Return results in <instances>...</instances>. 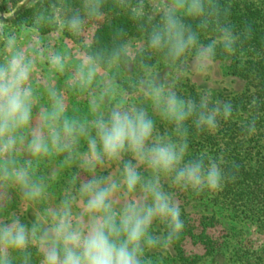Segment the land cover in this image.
<instances>
[{"label":"clouds","instance_id":"clouds-1","mask_svg":"<svg viewBox=\"0 0 264 264\" xmlns=\"http://www.w3.org/2000/svg\"><path fill=\"white\" fill-rule=\"evenodd\" d=\"M119 2L129 8L132 19H147L151 25L147 47L163 52L166 63L177 66L181 74H207L214 67L218 46L228 54L236 52L234 45L239 36L231 24L221 22L218 0H152L151 13L145 10V0H137L135 5L130 0ZM83 6L89 17L102 15L101 0H83ZM156 15L160 19L153 24ZM183 17L199 19L198 27L202 29L211 27L214 33L211 42L200 43L198 34L184 23ZM37 20L58 23L74 35H80L85 25V18L79 13L64 19L53 11L49 17L39 14ZM245 31L250 34V29ZM6 44L9 49H15V37H8ZM131 53L132 49L125 43L112 50L106 60L100 53L85 54L73 81L82 88L88 87L100 75L103 63L117 64L122 57L131 59ZM47 61L57 72L64 71L65 55L49 53ZM34 71L35 62L23 50L11 51L0 62V187L15 185L29 201L41 198L45 190L43 178H33V160L17 159L18 150L24 148L29 157L67 153L63 163L70 164L77 158L81 137L88 145L81 165L89 172L106 162H119L125 154H130L136 164L132 160L124 161L120 185L94 175L82 181L78 195L69 191L58 207L46 209L47 227L40 221L29 227L15 215L10 221H0V264H13V252L22 257L21 264H30V245L37 247L40 264H154L146 255L153 250L161 254L157 264H163V256L178 239L184 222L180 218L179 202L164 190L161 177L170 179V186L181 192L191 190L197 196L205 191L210 195L218 193L226 180L234 179L221 168L223 157L214 159L207 151L196 159L184 161L188 150L186 122L192 119L198 133L215 134L221 120L233 118L232 103L213 101L211 92L201 94L199 104L185 100L177 95L174 85L158 81L147 68L137 86L161 119L174 126L176 140L167 133H157L155 122L146 110L126 106L123 99L105 115L101 103L115 94L110 83L103 86L100 100L93 97L90 101V111L95 117L90 124L68 119L63 96L49 89L51 106L39 114V126L32 127L36 96L30 81ZM255 103L254 100L252 106ZM241 126L247 136H252L256 132V118L247 123L242 121ZM137 165L150 169L151 178L142 179ZM121 187L123 203L117 208L120 201L115 196ZM137 188L139 197L133 196ZM73 205L79 207V212H73ZM154 222L164 226L162 235L153 234Z\"/></svg>","mask_w":264,"mask_h":264},{"label":"rangeland","instance_id":"rangeland-1","mask_svg":"<svg viewBox=\"0 0 264 264\" xmlns=\"http://www.w3.org/2000/svg\"><path fill=\"white\" fill-rule=\"evenodd\" d=\"M243 1H253L258 6H262L261 3L264 4V0ZM130 3L135 5L137 0H130ZM151 4L152 0H145L146 12H152ZM121 7L123 12L131 14L128 7L123 5ZM15 10L16 8L13 7L4 15L0 12V62L13 50H23L26 56L35 62V71L30 81L36 96L32 127L39 126V114L48 111L51 106L49 89L63 96L66 107L65 116L68 119H78L90 124L95 118L90 111V101L93 97L100 100L103 86L110 83L115 89V94L105 97L101 103V109L105 115L115 103L123 99L126 106L135 105L138 108H144L155 122L157 133L161 135L167 133L173 140H176L174 126L161 119L152 108L151 101L145 98L142 90L137 86L139 80L145 77L147 68L152 70L158 81L174 85V90L179 97L194 100L197 104L200 102L201 94L211 92L213 101H230L234 108L236 95L245 91L246 82L231 73L229 63L225 60L229 54L226 52L224 54L220 46L216 49L214 67L207 74L197 75L189 72L184 75L180 73L177 66H169L162 57L152 55L151 60L146 59L145 54L152 52L147 47L148 35L145 31L139 36L128 35L122 41V45L126 43L132 49L131 59H121L119 63L112 65L103 63L101 73L93 84L82 88L73 81L76 68L85 54L95 55L92 47L96 45L98 30L109 24L111 15L107 17L102 13L101 16L94 17L89 22L85 20L83 32L80 35H74L58 23L49 24L38 21L37 16L41 13L37 14L30 25L10 23L7 18ZM53 11L63 17L57 8L42 14L49 17ZM155 19L158 22L159 15H156ZM196 33L199 42L205 45L214 38L211 27L207 30L200 29ZM13 36L16 40L15 49H9L6 41L8 37ZM49 53H60L66 56L63 72H57L51 68L47 61ZM223 54L226 55L224 60L221 59ZM107 57L102 58L106 60ZM191 60L192 57L189 56V64ZM211 106L210 104L209 107ZM245 118H247V111L240 110L238 113L234 109L233 118L228 121L221 120L220 127L215 134L207 131L198 133L192 119H189L186 122L188 150L184 161L196 159L201 152L207 151L214 159L219 160L223 157L224 163L221 164V168L225 171L226 158L232 155H229L232 145L227 144L228 139L220 140L222 134L218 136L217 133L220 130L226 132L236 120ZM92 135H95L94 131ZM225 146L226 153L223 154L221 147L224 149ZM87 150V140L81 137L76 150L77 158L70 164H64L67 153L29 157L25 149L20 148L16 154L17 159L23 161L30 158L33 160V178H43L45 190L41 198L29 201L23 197L15 185H9L6 189L0 187V221H10L11 216L15 215L29 227L34 221H40L47 227L46 209L58 207L69 191L73 195H78L82 181L94 175L107 177L116 181L118 185L122 184L123 164L124 161L132 160L130 154H125L119 162H106L98 166L94 172H89L81 165V159ZM207 162L205 159V164ZM132 163L136 164V161L132 160ZM137 169L142 179L151 178V170L146 166L137 165ZM74 179L75 183H73ZM161 183L164 190L172 193L179 202L180 218L184 222L178 239L174 240L170 250L163 256V264H264V209L252 212L240 204L232 205L231 201L234 198L232 190L235 184L233 180H226L223 189L218 193L210 195L205 191L200 196L195 195L191 190L184 193L170 186V179L161 177ZM123 191L121 187L115 196V199L120 201V204L116 205L117 208L123 203L121 198ZM133 196H140L139 188ZM72 210L76 213L80 209L77 205H73ZM152 232L160 236L164 232V226L154 222ZM28 251L31 252L30 264H40L41 256L37 247L30 245ZM146 255L153 259L154 264H157L161 254L153 250ZM12 259L13 264H21L22 257L19 254L13 252Z\"/></svg>","mask_w":264,"mask_h":264},{"label":"trees","instance_id":"trees-1","mask_svg":"<svg viewBox=\"0 0 264 264\" xmlns=\"http://www.w3.org/2000/svg\"><path fill=\"white\" fill-rule=\"evenodd\" d=\"M218 3L222 10L221 22L231 24L239 36L234 45L235 54H229L225 59L224 52L221 59L229 63L234 76L246 82L245 91L235 97L234 109L238 113L240 110L247 111V118L236 120L229 130H220L217 135L222 134L220 140L228 139L227 144L232 145L229 154L232 155L226 158L225 163V173L234 176V179L229 180L235 182L231 203L234 206L240 204L253 212L264 209V4L258 6L253 1L243 0H218ZM13 7L16 10L7 21L15 25H30L37 14L56 8L65 19L74 13H79L88 22L95 17L88 16L83 0H1L0 12L4 15ZM120 7L119 0H101L100 12L107 17L111 15V21L98 30L96 45L92 47L95 54L109 56L128 35L139 36L143 31L148 35L151 25L147 19L134 20L131 14L123 12ZM183 21L195 32L202 29L198 27L199 19L183 17ZM152 23H157L156 19ZM246 29H250V34ZM149 51L153 54L146 52V59L151 60L150 57L154 55L165 59L163 52L150 48ZM254 100L256 103L252 106ZM253 117L256 118V132L247 136L241 122L247 123ZM225 148L221 147L223 154L226 153Z\"/></svg>","mask_w":264,"mask_h":264}]
</instances>
